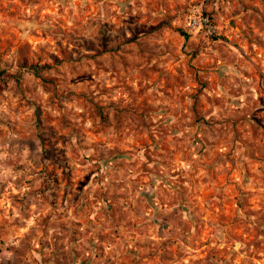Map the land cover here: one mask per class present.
Segmentation results:
<instances>
[{
	"label": "rangeland",
	"instance_id": "obj_1",
	"mask_svg": "<svg viewBox=\"0 0 264 264\" xmlns=\"http://www.w3.org/2000/svg\"><path fill=\"white\" fill-rule=\"evenodd\" d=\"M0 264H264V0H0Z\"/></svg>",
	"mask_w": 264,
	"mask_h": 264
},
{
	"label": "built area",
	"instance_id": "obj_2",
	"mask_svg": "<svg viewBox=\"0 0 264 264\" xmlns=\"http://www.w3.org/2000/svg\"><path fill=\"white\" fill-rule=\"evenodd\" d=\"M186 24L190 28H204L208 33H212L214 31V28L207 16L192 15L188 18Z\"/></svg>",
	"mask_w": 264,
	"mask_h": 264
},
{
	"label": "trees",
	"instance_id": "obj_3",
	"mask_svg": "<svg viewBox=\"0 0 264 264\" xmlns=\"http://www.w3.org/2000/svg\"><path fill=\"white\" fill-rule=\"evenodd\" d=\"M35 71H36V72L38 71V70H37V68H36V70H35Z\"/></svg>",
	"mask_w": 264,
	"mask_h": 264
}]
</instances>
